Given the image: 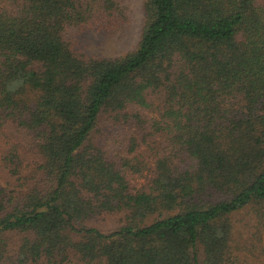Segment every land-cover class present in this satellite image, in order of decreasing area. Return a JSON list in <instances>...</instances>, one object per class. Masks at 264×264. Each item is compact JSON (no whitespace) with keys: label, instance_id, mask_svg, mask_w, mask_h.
<instances>
[{"label":"trees","instance_id":"1","mask_svg":"<svg viewBox=\"0 0 264 264\" xmlns=\"http://www.w3.org/2000/svg\"><path fill=\"white\" fill-rule=\"evenodd\" d=\"M124 23L115 0H0V264L257 263L264 0H145L114 59L79 40Z\"/></svg>","mask_w":264,"mask_h":264},{"label":"rangeland","instance_id":"2","mask_svg":"<svg viewBox=\"0 0 264 264\" xmlns=\"http://www.w3.org/2000/svg\"><path fill=\"white\" fill-rule=\"evenodd\" d=\"M144 1L145 0H115L125 14L124 25L115 32L89 30L83 33V35L79 37V40L81 44L86 47L87 52L98 57L114 59L134 50L139 40L142 28ZM8 132L9 131H6V133ZM119 135L120 139H124L125 135H123V133H120ZM3 146V134L0 130V152L3 149ZM117 148L123 150L124 144L117 145ZM147 162L151 166L152 161L147 158ZM0 184L2 186H6L4 177L1 173ZM109 225H114L111 219L107 223V226ZM202 262L203 255H200V264H202ZM255 264H264V257Z\"/></svg>","mask_w":264,"mask_h":264}]
</instances>
